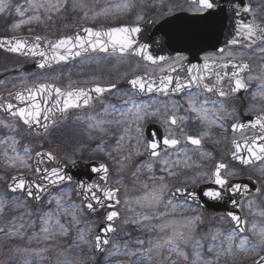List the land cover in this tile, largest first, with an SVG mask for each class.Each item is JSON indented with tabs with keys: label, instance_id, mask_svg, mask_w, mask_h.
Returning a JSON list of instances; mask_svg holds the SVG:
<instances>
[{
	"label": "flooded vegetation",
	"instance_id": "flooded-vegetation-1",
	"mask_svg": "<svg viewBox=\"0 0 264 264\" xmlns=\"http://www.w3.org/2000/svg\"><path fill=\"white\" fill-rule=\"evenodd\" d=\"M216 1L219 2V0ZM65 3L62 5V0L60 2L50 1L45 10L46 18L43 24L33 19L29 28L13 35L7 34L5 21H0V38L31 36L28 41L32 43L36 37H40L41 50L46 51L43 45L48 41H55L77 33L83 34L82 29L85 27L108 29L138 26L140 32L135 36L134 47L146 45L148 54L159 62L153 64L131 54L121 56L119 53L106 55L97 52L75 59L70 58L67 63H54L51 67L40 69L36 66L40 57L12 55L0 49V105L8 102L17 91L34 84H53L65 90L69 87L88 90L96 86L110 88L115 85L111 91L95 98L90 107L69 110L63 119L50 124L47 131L36 126L29 129L18 119L0 111V139H80L82 145L91 140V147L98 149V154L103 153L108 157H110L109 154H115L121 158H135L144 164L157 162V175H165L164 178L175 175L173 167L176 166V162H178V167L186 173L191 171L190 174H195L196 171H201L204 176L201 180L197 181L193 178L190 184L176 185L170 191V197L176 188L193 187L209 182L217 163H224L228 166L225 170L226 177L228 173L236 171L241 174L240 178L247 176L244 174L245 171L264 163L261 161L243 165L232 157L233 140H242L245 136H251L252 132L244 131L234 135L231 131V124L239 120L248 121L258 114H264V97L257 94L253 98L257 86L264 83V51H261L264 49V43L257 42L250 47L228 43L214 45L211 40L213 36L212 15L225 9L214 7L201 13L193 0H115L117 6L127 4L126 8H106L110 5L109 0L80 2L67 0ZM60 4L62 6H59ZM51 5L56 7H51ZM251 8L253 12L250 14V19L254 18L256 23L264 24V8L254 6ZM221 48L225 49L222 57L219 53ZM160 57L166 59L160 60ZM205 58L216 62L234 58L237 63H244L248 66L241 73L248 85L247 91L220 98L195 87L191 89L192 92L198 93L200 101L214 98L217 104L223 105V112L226 115L223 116L221 122L228 125L227 129L210 122L202 123L194 112L188 110L186 92L180 94L170 92L167 96L152 93L124 95L126 92H131V85L128 81L137 77L159 81L165 75H170L173 78V85L170 87L175 86L177 77L186 82L188 68L193 64L202 67ZM206 82L211 83L212 81L206 80ZM222 86L228 88L231 82L226 79ZM92 95L96 94L92 93ZM126 100H135L137 103L149 105L142 110L141 115L143 116L145 112L151 115L138 120L134 108L126 115L112 110L113 105L125 111L132 107L131 104H124ZM206 106L212 107L210 104ZM105 108L108 109L107 112ZM172 115L186 119H181L176 126H170L166 121ZM43 123L48 122L41 120V124ZM5 124L8 126L5 127ZM137 128H140V133H137ZM153 134H158L160 138L161 157L159 158H150L145 151L144 141L155 138ZM188 135L201 138L202 143L198 149L185 143ZM165 137L178 139L180 141L178 148H187L186 153L180 152L177 155L176 150L166 149V146L162 144ZM84 152L82 147V155ZM138 152L142 154L138 155ZM197 153L204 155L201 160H198ZM54 154L58 158L63 157L60 152L55 151ZM161 159L170 161L167 168L173 174L170 175L167 170L161 171V168L165 167L160 163ZM109 180L110 169L108 184ZM146 240L149 239H145V245H149Z\"/></svg>",
	"mask_w": 264,
	"mask_h": 264
},
{
	"label": "snow or ice",
	"instance_id": "snow-or-ice-1",
	"mask_svg": "<svg viewBox=\"0 0 264 264\" xmlns=\"http://www.w3.org/2000/svg\"><path fill=\"white\" fill-rule=\"evenodd\" d=\"M193 3L198 5V10L203 13L205 11L211 10L215 7L213 0H193ZM28 8L22 5H18L15 9L16 14L20 17H24L25 13L30 9H38L43 7L42 4H37L34 0H27ZM127 4L118 5V8H126ZM51 7H56L51 5ZM9 8L7 0H0V14L4 13ZM58 10V9H57ZM242 10L244 13L251 14L253 9L250 6H243ZM241 9H236V15H240ZM107 15V13H104ZM33 19L39 20L38 16L29 17L28 19H22L19 23L14 25V28H19L21 24L30 23ZM235 37L228 41L230 45H236L239 40L246 41L245 47H250L256 44L258 41L264 43V24L256 23L253 18L250 21L243 22L239 19L235 21ZM83 34L77 33L73 36H67L55 41H48L43 45L45 50H41L42 45L40 43L41 38L36 37L35 41L29 43L26 39H11V40H0V47H3L7 52L22 54L25 56L40 57V61L37 63V67L44 69L46 67H51L52 64L67 63L69 59H75L81 57L82 55L89 53H104L106 55H114L119 53L121 56L126 54H131L140 57L142 60L150 61L153 64H157L159 61L153 56L148 54L147 46L140 45L134 47L135 36L140 32V27L132 26H120L112 27L108 29H94L92 27H85L82 29ZM264 51V49H261ZM221 57L225 53V49H219ZM160 60L166 58L160 57ZM247 65L244 63H237L235 59L223 60L222 62L210 61L205 58V62L202 67H198L193 64L188 68L187 81L180 80L178 77L175 81V86L173 85V78L170 75H165L159 81L150 80L146 77H137L131 79L128 83L131 85V92H126L124 95H143V94H162L169 95V93L180 94L187 93L188 99V110L194 112L196 117L203 122H210L212 124H217L220 127L228 128V125L223 124L222 118L226 115L223 112V105L217 104L216 99H205L203 101L199 100L198 93L191 91L193 87L202 90L203 92H210L214 97L226 98L232 94L239 93L241 91H247L248 85L245 83L241 73L247 69ZM175 71V69H173ZM229 80L231 86L224 88L222 83L224 80ZM253 79V77H249ZM206 80H211V83H207ZM115 88L112 85L110 88H104L101 86H96L91 89L85 90L84 88H71L67 90L57 87L53 84H34L31 87L23 88L17 91L11 96L10 100L3 105H0V111L5 112L7 115L14 119H18L23 125L32 129L34 126L42 127L45 131L48 130L50 124H55L59 120L63 119L71 109H80L82 107H90L91 102L102 96L103 93L109 92ZM92 93L96 95L93 96ZM259 94L264 97V83L257 86L256 91L253 93V98ZM155 103V101H153ZM125 105L131 104L132 107L125 109L117 108L115 105L112 106L113 111H119L121 115H126L128 112H132L135 109L136 118L143 119L145 116L151 115L145 112L143 116L141 112L144 108L149 105L143 103H137L135 100L124 101ZM211 105L209 108L206 105ZM108 109L105 108V112ZM220 113V115H217ZM89 119H92L89 117ZM181 119H186L184 117H177L172 115L166 123L170 126H176ZM41 120L47 121L48 123L41 124ZM100 122H98L99 124ZM8 125L5 124V127ZM90 127L92 125H89ZM231 131L235 135L237 133H243L244 131H251V136H245L242 140H233L232 142V157L234 160H238L243 165L254 164L257 161H264V114H258L255 118L244 121L239 120L231 124ZM137 133H140V128L136 129ZM183 131V129H181ZM155 138H149L144 141L145 151H147L150 158L161 157V142L158 134H153ZM123 139V137H121ZM138 141L140 137H137ZM15 144L16 142L13 141ZM186 144H190L197 149L200 147L202 141L200 137H193L191 135L186 136ZM162 144L166 146V149L176 150V154L179 155L180 152L187 151V148L180 149V141L176 138L165 137L162 140ZM15 152V148L13 147ZM138 155L142 153H137ZM13 163L10 165L12 167L16 166V162L22 167H29L28 161L32 160L30 149L25 147L23 149V155L17 154L12 158ZM45 159L47 161L55 162V157L51 153H36V160L34 161L35 174L37 176H42L44 180L47 181V185H41L34 183L29 178L24 175L13 176L12 183L9 185V190L12 193H23L27 197L33 198L39 201L42 198V194L48 190V186L56 187L66 181H71V177L63 173L62 168L52 167L51 169L41 168L40 165L44 163ZM160 163L165 167L161 168V171H171L167 168L170 163L167 159H161ZM178 166V162H176ZM149 171L152 170V164L148 163L146 165ZM227 165L224 163H217L215 165V170L211 174L212 183L218 186V190L204 191L203 195L212 201H223L225 205L231 204L233 208L237 207L240 203L235 197L237 195L248 194L250 189L247 185L243 183H230L225 175V170ZM95 173H102L100 175V180L107 182L108 179V168L104 165L92 168ZM228 175H234V173H228ZM160 179H163L161 177ZM163 187L161 186L160 192L153 191L146 195L145 199L149 206H159L160 202L163 200ZM119 189H112L107 186H101L100 184H80L77 189V195L83 198V206L89 211H95L97 206H105L112 208L114 205L111 202H115L116 205L120 203L117 193ZM176 193L184 196L185 193L182 189H176ZM230 193L229 199H225L226 194ZM187 198L195 200V196L188 193ZM63 196H53L48 202L52 203L55 200L56 203V214L53 212H46L41 217V232L44 233V239H49L57 234L56 230L60 229V235L66 234V229L64 225L60 222L58 214L60 212H72V219L75 221V205H68L66 203H61ZM251 201H249V206H251ZM168 204H172L169 200ZM173 207L177 205L172 204ZM183 206V205H180ZM3 209V202L0 201V211ZM264 215V212L260 213ZM119 213L115 210L109 211L106 216L107 222H113L118 218ZM227 216L230 217L233 222V229L224 236L221 241V248L216 249L215 244L208 246L207 251L209 253L215 252L217 258L223 253L234 254L235 252H249L257 251L261 245H264V228L258 229L261 240L259 244H253L249 238L243 235L246 231L243 225L246 223L243 218L232 212L228 211ZM150 217L145 215L144 219L147 220ZM252 230H256V226L253 225ZM2 231V229H0ZM104 233V237L97 235L95 237L94 246L97 251H103V245L109 243L106 238L107 233L114 232L115 229L111 223H108L105 227L100 230ZM220 234L217 233L211 237L212 241H216ZM80 239H84L83 232H80ZM184 239V233L177 232L173 236H170L164 240L163 245L158 244L157 247L167 246L170 252H175L178 256H183L185 260L189 257L184 253V250L180 247L179 241ZM227 243L225 248L223 245ZM138 243L143 244V241H138ZM194 247L200 249L203 247L200 241H196ZM135 255V253H131ZM142 264V262H141ZM192 264H212L210 260H205L202 257L200 251L194 252ZM255 264H264V256H261L259 260L255 261Z\"/></svg>",
	"mask_w": 264,
	"mask_h": 264
},
{
	"label": "rangeland",
	"instance_id": "rangeland-1",
	"mask_svg": "<svg viewBox=\"0 0 264 264\" xmlns=\"http://www.w3.org/2000/svg\"><path fill=\"white\" fill-rule=\"evenodd\" d=\"M52 0H34L37 4L44 5L38 9H30L24 17L16 14V7L22 5L28 8L27 0H7L9 8L0 14V21H5V30L8 35H13L26 30L30 23L21 24L19 28L14 25L22 19L39 17V24L45 22V10ZM60 2L61 0H53ZM67 0H62V5ZM84 1V0H71ZM96 1V0H95ZM107 7L118 8L115 0H109ZM251 6L264 8V0H249ZM61 4L59 6H62ZM76 6V5H74ZM36 13V14H35ZM7 21V23H6ZM13 141L16 143L14 144ZM91 140L82 145L80 139H0V201L3 202V209L0 211V264H122L128 261L132 264H192L194 252L200 251L205 260L212 264H247L264 255V245L257 251L235 252L234 254L223 253L218 258L215 254L209 253L207 248L215 244L216 249L221 248V241L224 236L232 231V227L225 218H216L212 224L206 225L201 209L173 201L169 195L170 191L178 184H190L193 178L197 181L204 176L201 171L195 174L186 173L181 167H173L175 175L169 178L157 175V162H151L152 170L149 171L146 165L135 158H121L118 155L98 154V149L91 147ZM15 148V152L13 151ZM30 149L31 156L42 149L60 152L62 159L69 162L85 159L96 160L108 164L110 169V187L119 189L120 205L119 220L115 224L116 233L113 235L110 245L103 255L96 256L93 252L92 237L98 226L103 222L106 210L95 215H88L81 204L75 198L74 184L65 185L52 190L37 206H32L26 199L19 195H11L6 190L7 182L11 175L22 172H32V160L28 161L29 167H22L19 162L16 166L13 157L17 154L23 155V149ZM47 147V148H45ZM82 147L85 152L82 155ZM201 152V151H197ZM198 160L204 156L197 153ZM185 172V173H182ZM179 173V174H177ZM234 175H227L228 178H240L241 174L233 171ZM246 177L255 180L260 186V194L257 197L249 198L242 204V213L247 222L245 236L251 243L259 244L261 237L258 229L264 228V163L245 171ZM163 177V179H160ZM163 187V200L159 206H149L145 197L147 194L156 191L160 192ZM63 196L61 203L75 205L76 220L72 219V212H60L58 218L66 229V234H57L49 239H44L41 232V217L46 212L56 214L55 200L48 201L53 196ZM171 200L173 207L168 204ZM251 201V206H249ZM150 218L145 220L144 216ZM253 225L256 230H252ZM80 232H83L84 239H80ZM184 233V239L179 241L180 247L189 257L185 260L183 256L170 252L167 246L163 245L164 240L173 236L174 233ZM219 233L218 239L214 242L211 237ZM149 245H145V239ZM143 241V244L138 243ZM200 241L202 248L196 249L195 242ZM227 247L225 242L223 245ZM135 253V255H131Z\"/></svg>",
	"mask_w": 264,
	"mask_h": 264
},
{
	"label": "water",
	"instance_id": "water-1",
	"mask_svg": "<svg viewBox=\"0 0 264 264\" xmlns=\"http://www.w3.org/2000/svg\"><path fill=\"white\" fill-rule=\"evenodd\" d=\"M216 6H218L219 8H223L225 10L222 11V12H219V13H216V14L212 15L213 36H212L211 40H212V43L214 45L222 44V43H228V41L232 40L235 37V35H236L235 34V27H236L235 21L237 19H239V20H241L243 22L251 20L249 13H244L243 10H242L243 6H248L246 0H223V2H219ZM237 8L241 9L239 16L236 15V9ZM227 9H229V10L227 11ZM0 40H5V39H0ZM7 40H11V39H7ZM237 44L245 45L246 41L241 39V40H239V43H237ZM0 48L3 49L4 51H6L3 47H0ZM42 153H47V152H42ZM35 160H36V155L34 157L33 163H34ZM258 162L259 161L255 162V163H258ZM44 163H49L50 164L51 167L49 169H51L52 167H56L58 169L62 168L63 169V173L65 175H67V176H70L72 179H71V181H66V182H64L62 184H59L56 187L48 186V190L42 194V197L44 195H46L48 193V191H50L51 189L58 188L60 186H63V185H66V184H70V183H76L75 196H76L77 199H80L82 201V204H83L84 203L83 202V198L81 196L77 195V189H78L80 184L94 183V181L96 179H98L101 182V184L105 185V182L101 181L100 178H99L100 175H102V173H95V172L92 171V168L99 167L102 164H99V163H96V162H91L89 164H83L80 161H77L74 164H70V163H68L66 161L56 160V159H55V162L47 161V159H45ZM44 163H42L40 165L41 168H44V166H43ZM34 165H35V163H34ZM35 167H36V165H35ZM15 176H19V175H15ZM24 176L26 178H29L30 180H32L34 183L41 184V185H47V181L44 180L42 178V176H37L35 173L32 174V175H24ZM229 182L230 183H243V184L247 185L248 188L250 189V192L248 194L237 195L235 197L240 202L238 204V206L235 207V208H233V206L230 203L225 205L223 201H212V200H210L209 198H207V197H205L203 195L204 191L218 190V186L216 184L212 183V182L207 184V185H203V186H199V187H195V188L182 189L183 192L185 193L184 196L179 195L178 193H176V190H175L172 193V197L174 199H176L177 201H186L188 203H192V204L202 208L204 210L205 215H206V222L208 224H210L215 217L222 216V217L228 219L229 223L231 224V226L233 228V222L231 221L230 217L227 216V212L228 211H232V212L240 215L243 218V220L246 222V220L243 217L242 210H241L242 203L247 198L258 195L259 188H258V186L256 185V183L254 181L249 180V179L238 180V181L229 180ZM11 183H12V178H11L9 184H8V191L9 192H10L9 185ZM17 193H20V192H17ZM188 193H191L192 195H194L195 196V200H192L191 198H187V200H186V196H187ZM20 194H22V195L27 197L26 194H23V193H20ZM230 196H231L230 193L226 194L225 199L226 200L229 199ZM27 198L33 204H37L41 200L40 199L39 201H37V200H35L33 198H29V197H27ZM107 203H109V202H105V208L110 209L112 211H113V209L115 207L118 206L113 201L111 203L114 205V207L109 208V207L106 206ZM103 208H104V206L103 207L97 206L95 211H89L86 207H84V209L86 210V212L88 214L97 213ZM106 216H105V222L102 225L99 226V228L97 229V231H96V233H95V235L93 236V239H92L93 249H94V252L97 255L103 254L105 249H106V247L109 245V243L107 245H103V251H97L95 246H94L95 237L99 234L103 238L105 234L102 233L100 230L103 227H105L108 223L113 224V223H115L118 220V218H116L113 222H107L106 221ZM243 227H245V229H246V223L243 225ZM114 232L107 233L106 238L108 239L109 242H110V239H111V237H112ZM257 260H259V259H257ZM249 264H255V261L251 262Z\"/></svg>",
	"mask_w": 264,
	"mask_h": 264
}]
</instances>
